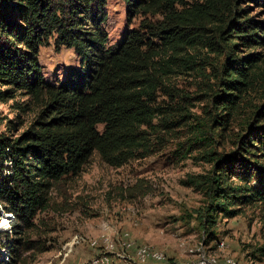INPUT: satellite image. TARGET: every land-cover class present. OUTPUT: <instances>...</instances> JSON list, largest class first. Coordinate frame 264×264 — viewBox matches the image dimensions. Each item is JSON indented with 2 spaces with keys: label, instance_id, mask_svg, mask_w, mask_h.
I'll return each mask as SVG.
<instances>
[{
  "label": "trees",
  "instance_id": "trees-1",
  "mask_svg": "<svg viewBox=\"0 0 264 264\" xmlns=\"http://www.w3.org/2000/svg\"><path fill=\"white\" fill-rule=\"evenodd\" d=\"M122 1L127 16L145 18L111 43L107 0H0V101L12 99L8 128L24 126L0 132V219L8 221L0 264L45 250L27 232L54 185L78 175L93 153L120 166L152 154L176 127L188 133L186 150L203 149L213 162L208 174L190 177L207 194L206 241L219 215L264 203V19L251 9H264V0ZM51 39L80 58L54 82L38 61ZM181 75H192L207 99L200 114L171 84ZM258 89L260 101L239 115ZM236 120L234 149L212 157L214 138Z\"/></svg>",
  "mask_w": 264,
  "mask_h": 264
},
{
  "label": "rangeland",
  "instance_id": "rangeland-1",
  "mask_svg": "<svg viewBox=\"0 0 264 264\" xmlns=\"http://www.w3.org/2000/svg\"><path fill=\"white\" fill-rule=\"evenodd\" d=\"M104 9L108 15L104 27L111 43L126 29L138 28L145 18L127 16L122 0H107ZM251 9L255 18L264 19L263 8L251 4ZM38 61L50 82L62 80L68 68L80 65L74 47L57 49L53 39L40 46ZM171 84L191 97L186 106L200 114L207 99L200 95L192 75L173 77ZM260 94L261 89L251 92L239 115L249 112L260 101ZM156 95L162 105L169 101L161 91ZM11 104L9 98L0 101V132L9 136L24 127L8 128L7 121L15 115ZM238 124L233 122L224 138H214L212 157L234 149ZM185 134L188 137L186 129L176 127L163 135L152 154L116 167L93 153L78 175L54 185L48 207L38 212L27 232L45 250L23 251L17 264H93L102 256L108 264H264V203L246 206L235 216L219 215L211 228L213 239L206 241L209 232L202 221L208 198L203 187L190 183V177L208 174L213 162L203 149L186 150ZM1 224L3 244L8 240V221L0 219ZM106 241L111 248L105 247ZM142 246L161 258L137 257L135 250Z\"/></svg>",
  "mask_w": 264,
  "mask_h": 264
},
{
  "label": "bare ground",
  "instance_id": "bare-ground-1",
  "mask_svg": "<svg viewBox=\"0 0 264 264\" xmlns=\"http://www.w3.org/2000/svg\"><path fill=\"white\" fill-rule=\"evenodd\" d=\"M126 246H129V244L126 245ZM147 249L148 248L143 247V246L139 247L137 252H136L137 257H140L142 259L150 258V259H153V260H158V259L161 258V255L159 253L151 252L150 250H149V254H145V250H147ZM93 261H94V262H92L93 264H108V258L105 257V256L97 257Z\"/></svg>",
  "mask_w": 264,
  "mask_h": 264
},
{
  "label": "built area",
  "instance_id": "built-area-1",
  "mask_svg": "<svg viewBox=\"0 0 264 264\" xmlns=\"http://www.w3.org/2000/svg\"><path fill=\"white\" fill-rule=\"evenodd\" d=\"M105 247L111 248L112 244L106 241ZM126 248L128 249V247H126ZM135 251L137 252V250H135ZM145 254H149V249L145 250ZM137 264H141V262H137Z\"/></svg>",
  "mask_w": 264,
  "mask_h": 264
}]
</instances>
